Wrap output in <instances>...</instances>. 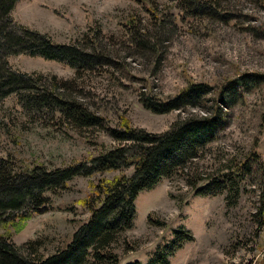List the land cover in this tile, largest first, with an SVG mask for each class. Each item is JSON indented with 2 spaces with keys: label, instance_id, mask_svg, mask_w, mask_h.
<instances>
[{
  "label": "rangeland",
  "instance_id": "obj_1",
  "mask_svg": "<svg viewBox=\"0 0 264 264\" xmlns=\"http://www.w3.org/2000/svg\"><path fill=\"white\" fill-rule=\"evenodd\" d=\"M205 14L187 12L181 0H18L11 12L17 26L56 43L101 53L108 60L89 69L19 54L9 67L28 76L53 77L60 93L83 103L112 130L130 127L152 134L178 119L208 117L223 110L228 128L186 172L193 182L234 179L215 196H196L175 174L136 199L134 227L119 235L108 259L85 264H149L176 238L191 235L169 256V264H264V88L244 93L238 104L218 89L245 75L264 74V0H202ZM137 39V40H136ZM211 88L199 105L169 114L147 110L141 96L174 99L190 84ZM214 101V102H213ZM119 146L103 127L79 129L50 112L31 110L24 94L0 97V157L12 171H48L88 164ZM246 165V174L236 168ZM134 167L79 176L63 192L48 193L45 212L34 214L13 243L23 256L44 260L65 249L91 214L96 187ZM208 182L199 183V188ZM6 233L0 225V234Z\"/></svg>",
  "mask_w": 264,
  "mask_h": 264
},
{
  "label": "trees",
  "instance_id": "obj_2",
  "mask_svg": "<svg viewBox=\"0 0 264 264\" xmlns=\"http://www.w3.org/2000/svg\"><path fill=\"white\" fill-rule=\"evenodd\" d=\"M17 1L0 0V97L24 94V101L31 110L58 115L79 129L103 127L119 146L94 158L89 165L78 164L54 171L35 167L23 173L13 172L8 160L0 157V225L6 229V233L0 234V264H85L90 255L95 262L107 260V253L116 238L134 227L135 202L139 194L155 188L163 179L175 174L186 178L196 196H215L226 190L234 179L231 175L225 174L222 179L214 181L200 179L193 182L186 172L228 128V118L222 109L214 108L208 117L178 119L170 130L161 134L130 127L126 120L121 130L107 128L103 118L90 112L83 103L58 91L65 88L66 83L60 87L56 77L46 83L42 76L35 78L9 67L8 58L19 54L63 62L78 70H92L108 60L100 52L86 53L76 46L56 43L47 35L17 26L11 18ZM181 1L186 5L185 10L192 14L196 11L205 14L210 10V6L202 0ZM260 88H264V74L242 76L218 89L216 104L226 96L231 103L238 104L240 99H244L245 92ZM210 89L209 85L191 83L169 101L141 96V102L152 113L169 114L186 105H199L201 100H207ZM128 167H134L131 176H118L98 185L95 188L97 199L92 196L85 200L84 205L91 216L75 232L65 249L36 261L23 256L20 248L13 243L11 228L18 233L34 214L45 212L51 203L48 193L65 191L69 183L79 176L91 177L97 172ZM246 168L244 165L236 168L235 172L246 174ZM206 181L208 184L199 188V183ZM175 234L171 246L166 247L164 253L157 254L149 264H169V256L182 243L193 240L187 233L176 231Z\"/></svg>",
  "mask_w": 264,
  "mask_h": 264
}]
</instances>
